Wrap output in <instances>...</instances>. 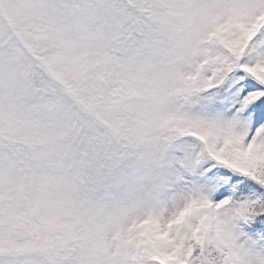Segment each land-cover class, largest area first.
<instances>
[{
	"label": "snow or ice",
	"instance_id": "1",
	"mask_svg": "<svg viewBox=\"0 0 264 264\" xmlns=\"http://www.w3.org/2000/svg\"><path fill=\"white\" fill-rule=\"evenodd\" d=\"M0 264H264V0H0Z\"/></svg>",
	"mask_w": 264,
	"mask_h": 264
}]
</instances>
